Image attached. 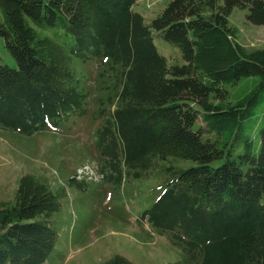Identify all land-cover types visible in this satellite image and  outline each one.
<instances>
[{
    "label": "trees",
    "instance_id": "trees-1",
    "mask_svg": "<svg viewBox=\"0 0 264 264\" xmlns=\"http://www.w3.org/2000/svg\"><path fill=\"white\" fill-rule=\"evenodd\" d=\"M137 3L0 0V39L14 62L0 54V129L63 132L94 104L105 180L159 182L142 220L182 249L168 264H264V49L240 44L230 21L239 8L264 26V0H172L149 23ZM155 37L183 63L170 66ZM65 194L21 177L15 202L0 203V264L48 260ZM103 264L135 263L116 255Z\"/></svg>",
    "mask_w": 264,
    "mask_h": 264
},
{
    "label": "rangeland",
    "instance_id": "rangeland-1",
    "mask_svg": "<svg viewBox=\"0 0 264 264\" xmlns=\"http://www.w3.org/2000/svg\"><path fill=\"white\" fill-rule=\"evenodd\" d=\"M172 0H138L133 10L150 22ZM247 11L236 8L231 24L240 30L239 43L248 49H264V26L251 25ZM160 54L169 65L182 64L180 49L155 37ZM0 54L7 64L14 62L0 39ZM85 68L91 80L95 67ZM248 80L233 89L243 93ZM90 114L71 121L69 129L40 131L22 136L0 129V203L13 204L21 177L33 174L48 182L54 192L65 190L61 210L55 215L60 234L55 250L44 264H103L122 255L135 264H168L183 260L182 249L172 244L169 234H159L142 214L159 198L155 178L125 182L119 188L105 180L95 147V130L100 126ZM169 165L189 168L191 161H170ZM81 175V178H80ZM75 178L84 183L68 185ZM264 203V198H263Z\"/></svg>",
    "mask_w": 264,
    "mask_h": 264
},
{
    "label": "built area",
    "instance_id": "built-area-1",
    "mask_svg": "<svg viewBox=\"0 0 264 264\" xmlns=\"http://www.w3.org/2000/svg\"><path fill=\"white\" fill-rule=\"evenodd\" d=\"M80 178H81V175H80Z\"/></svg>",
    "mask_w": 264,
    "mask_h": 264
}]
</instances>
